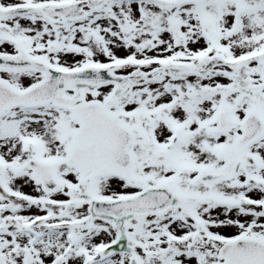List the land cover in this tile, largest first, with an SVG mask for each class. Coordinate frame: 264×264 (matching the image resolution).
<instances>
[{
  "label": "snow or ice",
  "instance_id": "6c2138e0",
  "mask_svg": "<svg viewBox=\"0 0 264 264\" xmlns=\"http://www.w3.org/2000/svg\"><path fill=\"white\" fill-rule=\"evenodd\" d=\"M0 264H264V0H0Z\"/></svg>",
  "mask_w": 264,
  "mask_h": 264
}]
</instances>
